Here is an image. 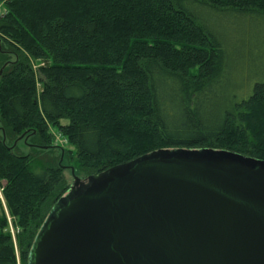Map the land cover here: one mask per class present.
I'll use <instances>...</instances> for the list:
<instances>
[{
	"label": "trees",
	"instance_id": "trees-1",
	"mask_svg": "<svg viewBox=\"0 0 264 264\" xmlns=\"http://www.w3.org/2000/svg\"><path fill=\"white\" fill-rule=\"evenodd\" d=\"M0 4V189L23 264L68 192L64 158L88 177L164 149L264 161V81L231 64L215 26L263 28L264 0ZM61 121L74 147L62 159L46 125ZM6 230L1 215L0 264H16Z\"/></svg>",
	"mask_w": 264,
	"mask_h": 264
},
{
	"label": "water",
	"instance_id": "water-1",
	"mask_svg": "<svg viewBox=\"0 0 264 264\" xmlns=\"http://www.w3.org/2000/svg\"><path fill=\"white\" fill-rule=\"evenodd\" d=\"M77 186L27 264H264V161L164 149Z\"/></svg>",
	"mask_w": 264,
	"mask_h": 264
},
{
	"label": "rangeland",
	"instance_id": "rangeland-1",
	"mask_svg": "<svg viewBox=\"0 0 264 264\" xmlns=\"http://www.w3.org/2000/svg\"><path fill=\"white\" fill-rule=\"evenodd\" d=\"M5 11L6 6L0 4V15H3ZM260 25L261 24H215V26H217L218 34L222 35L225 42H229L231 44L233 50L231 51V61H233L231 64H234V62L238 59L236 61L237 65L239 58H243L244 61L242 69L244 70L245 77L247 76L248 80H250L252 83L260 80L264 81V27H258ZM231 30L237 33L238 37L233 38L234 36H229L230 34L228 33ZM0 41H5L1 35ZM243 78L244 75L242 79ZM68 124L69 123L67 121H61L59 124H57V128H55V126H52L50 123L46 122L50 134L49 136H51L54 140L52 142V146L56 147V149L53 148L54 150L52 151H54L53 153L56 155L61 156V159L65 156V153L68 154L69 152L71 153L70 155L74 153V147L69 144L68 138L64 135L61 128L62 126H67ZM24 141L25 140L18 141L17 145L22 152L27 153L29 149L24 146ZM123 164H119L117 166ZM62 165L65 168L63 176L66 184L69 186L67 194L70 193L71 189L74 191L80 189L78 186L77 188H74L76 178L78 179L79 184H81L85 183V180L88 178V176H85L79 172L77 173V171L74 169L75 167H71L73 165H71L70 162L65 158L62 162ZM1 215H4L7 221L6 231L9 232L12 238L16 264H23L21 259V251L17 245L16 235L18 233V229L13 225L14 219L9 214L4 197L2 195V191L0 189V216ZM27 263L28 258L26 260V264Z\"/></svg>",
	"mask_w": 264,
	"mask_h": 264
}]
</instances>
